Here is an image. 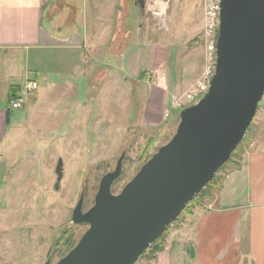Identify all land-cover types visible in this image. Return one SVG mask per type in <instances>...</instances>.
<instances>
[{
  "label": "rangeland",
  "instance_id": "obj_1",
  "mask_svg": "<svg viewBox=\"0 0 264 264\" xmlns=\"http://www.w3.org/2000/svg\"><path fill=\"white\" fill-rule=\"evenodd\" d=\"M125 1L130 49L126 55L123 51L124 65L117 58L114 61L135 78L133 71L138 70L143 81L134 87L129 76L124 81L122 70H114L115 81H107L102 90L93 92L95 98L90 100L84 93L89 84L82 78L77 106L70 103L67 114L50 115V112L48 125L45 123L48 116L44 122L40 118L39 126L37 116L29 124L17 120L0 144V264H56L76 246L88 228L71 220L81 193L85 213L94 204L101 178L115 169L124 154L121 177L111 187L112 194H119L143 165L144 156L150 159L175 134L181 111L171 110L162 119L156 108L159 114L152 111L145 116L147 94L150 84L163 76L168 102L170 96L186 93L187 82L195 80L203 70L206 56L200 41L203 28L200 0H144L143 11L148 9L146 18L151 20L140 23V38L135 33L138 10L134 0ZM156 1L162 4L168 1V5L163 4L165 9H161ZM90 3L86 11L89 25L96 24L97 14H103L106 7L107 10L119 7V0ZM81 13L73 28L63 30L81 29L82 10ZM189 43L194 46L192 49ZM156 67L160 74H155ZM60 87L57 90L53 85V90L45 95L41 86L39 93L44 94V105L50 106L47 103L58 98ZM78 90L76 87V95ZM168 106L169 102L165 107ZM259 131L260 138L264 137V95L248 134L252 140L243 145L242 151ZM242 151L232 158L233 163L239 162ZM225 172L222 170L220 175ZM214 193L211 189L205 191L206 198L190 204V209L179 215L170 231L183 218L189 221L187 217ZM146 256L135 264H152L153 260Z\"/></svg>",
  "mask_w": 264,
  "mask_h": 264
},
{
  "label": "crops",
  "instance_id": "obj_2",
  "mask_svg": "<svg viewBox=\"0 0 264 264\" xmlns=\"http://www.w3.org/2000/svg\"><path fill=\"white\" fill-rule=\"evenodd\" d=\"M91 1L0 0V144L17 120L29 124L37 116L39 126L41 119L44 122L48 116V125L50 115L67 114L70 103L77 106L82 78L89 84L84 93L90 100L95 98L93 92L98 93L105 84L115 81L114 70H122L124 81L129 76L134 87L143 81L138 70L133 72L139 80L114 61L117 58L124 65L123 51L126 55L130 49L131 33L125 23L127 2L119 0L116 10L106 7L103 14H97L96 24L89 25L86 11ZM165 3L168 5V1ZM155 4L165 9L160 1ZM134 5L138 10L135 33L140 38V23L151 19L146 18L148 9L143 11L145 7L141 9L135 0ZM81 10L82 28L64 31V27H74L82 17ZM202 72L187 82V91ZM160 73L156 67L155 74ZM27 82L36 83L37 89L24 93L22 88ZM53 85L57 90L61 86L58 98L54 99L56 104L53 100L46 106L43 97L53 90ZM158 85L149 87L145 116L152 111L159 114L160 110L163 119L168 89L164 84ZM41 86L46 90L44 94L39 93ZM11 87H17L19 97L25 99L18 110L8 106ZM260 136L259 131L242 151L221 188L196 207L187 217L189 221L183 218L185 221L182 219L168 234L163 250L152 264H264V137Z\"/></svg>",
  "mask_w": 264,
  "mask_h": 264
},
{
  "label": "water",
  "instance_id": "obj_3",
  "mask_svg": "<svg viewBox=\"0 0 264 264\" xmlns=\"http://www.w3.org/2000/svg\"><path fill=\"white\" fill-rule=\"evenodd\" d=\"M135 3L145 7L144 0ZM263 95L264 0H220L208 92L181 111L173 137L119 194L111 187L120 177L124 154L101 178L85 213L81 193L71 220L88 228L56 264H135L228 161Z\"/></svg>",
  "mask_w": 264,
  "mask_h": 264
},
{
  "label": "built area",
  "instance_id": "obj_4",
  "mask_svg": "<svg viewBox=\"0 0 264 264\" xmlns=\"http://www.w3.org/2000/svg\"><path fill=\"white\" fill-rule=\"evenodd\" d=\"M201 12H202V46L206 56V63L201 77L192 85L189 91L179 96L172 95L169 98V106L165 107L163 116L167 117L171 110L182 111L184 108L193 106L203 98L208 92L211 84V80L215 71L216 61V41L218 37L219 28V12H220V0H201ZM163 76L157 78L150 85L151 87L158 88V84H163L161 81ZM37 89V84L34 82H27L23 85L22 91L28 93ZM25 103L24 96L11 102L10 109L18 110L22 108ZM172 226V225H171ZM170 226V227H171Z\"/></svg>",
  "mask_w": 264,
  "mask_h": 264
},
{
  "label": "trees",
  "instance_id": "obj_5",
  "mask_svg": "<svg viewBox=\"0 0 264 264\" xmlns=\"http://www.w3.org/2000/svg\"><path fill=\"white\" fill-rule=\"evenodd\" d=\"M189 44H188L189 48L192 49L194 46L191 45V43H189ZM195 45H197V44H195ZM17 91H18L17 87H11V89L9 91V96H8L9 108H10L11 102H13L19 98V94L17 93ZM249 133H251V124L247 128L244 137L242 138V140L240 141V143L238 144L236 149L230 155V158L228 159V161L217 171L216 175L205 185L204 189L191 202L188 203V205L184 208L182 213L187 212L190 209L191 205L195 204L198 199L201 198L200 200H202V199L206 198L205 196L207 194H205V191L211 189V190H214L216 192L221 188L226 173L228 171L232 170L236 166V164L233 163L232 158H236L238 156L237 153L242 151L243 145L245 146L246 143L248 144V142H250L252 140V138H250V136L248 137ZM148 159H149L148 156L147 157L144 156V159L142 160V164H144ZM222 170H225L226 172H225V174L220 175V172H222ZM120 177H121V175H120ZM117 180H115V181H117ZM175 222L176 221L173 222V226H174ZM170 232H171L170 228L168 227L167 230L156 241H154L146 251H144V253L141 255V257H143L147 254L152 260H154L156 255L163 250L165 238L168 236V234ZM148 256H146V257H148Z\"/></svg>",
  "mask_w": 264,
  "mask_h": 264
}]
</instances>
